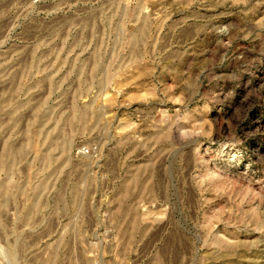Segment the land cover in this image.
<instances>
[{
	"label": "rangeland",
	"instance_id": "1",
	"mask_svg": "<svg viewBox=\"0 0 264 264\" xmlns=\"http://www.w3.org/2000/svg\"><path fill=\"white\" fill-rule=\"evenodd\" d=\"M0 264H264V0H0Z\"/></svg>",
	"mask_w": 264,
	"mask_h": 264
},
{
	"label": "built area",
	"instance_id": "2",
	"mask_svg": "<svg viewBox=\"0 0 264 264\" xmlns=\"http://www.w3.org/2000/svg\"><path fill=\"white\" fill-rule=\"evenodd\" d=\"M83 150H84V149L82 148V149L80 150V153H84L85 150H84V151H83Z\"/></svg>",
	"mask_w": 264,
	"mask_h": 264
}]
</instances>
